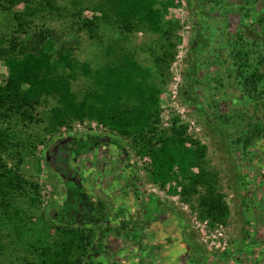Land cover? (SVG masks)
I'll return each mask as SVG.
<instances>
[{
    "label": "trees",
    "instance_id": "1",
    "mask_svg": "<svg viewBox=\"0 0 264 264\" xmlns=\"http://www.w3.org/2000/svg\"><path fill=\"white\" fill-rule=\"evenodd\" d=\"M254 1L236 10L232 57L234 76L259 106L220 115L227 124L246 123L245 145L264 132V12L250 10ZM177 2L0 0V63L7 70L0 81V264H86L89 235L36 213L40 186L22 174L42 140L23 135L34 127L44 139L85 122L130 137L154 183L181 194L201 220L227 221L229 205L207 147L177 117L169 130L159 129L161 96L181 41L172 16Z\"/></svg>",
    "mask_w": 264,
    "mask_h": 264
},
{
    "label": "rangeland",
    "instance_id": "2",
    "mask_svg": "<svg viewBox=\"0 0 264 264\" xmlns=\"http://www.w3.org/2000/svg\"><path fill=\"white\" fill-rule=\"evenodd\" d=\"M245 1L178 0L172 16L181 41L161 96L159 129L169 130L177 117L207 147L230 209L225 223L201 220L181 194L154 183L132 139L103 124L77 123L45 139L40 128L25 129V137L42 139L22 167L40 186L36 213L89 235L86 264H264V132L245 145L246 123L220 117L259 106L233 69L236 10ZM250 10L264 12V0ZM6 74L0 63V81ZM61 140V155L51 162Z\"/></svg>",
    "mask_w": 264,
    "mask_h": 264
},
{
    "label": "flooded vegetation",
    "instance_id": "3",
    "mask_svg": "<svg viewBox=\"0 0 264 264\" xmlns=\"http://www.w3.org/2000/svg\"><path fill=\"white\" fill-rule=\"evenodd\" d=\"M63 145V141L59 144V145H56L55 147H58L57 150L55 152H52L50 153V155L48 156L49 157V160L51 162H54L55 163V159H56V156H60L61 154V151H60V147Z\"/></svg>",
    "mask_w": 264,
    "mask_h": 264
},
{
    "label": "water",
    "instance_id": "4",
    "mask_svg": "<svg viewBox=\"0 0 264 264\" xmlns=\"http://www.w3.org/2000/svg\"><path fill=\"white\" fill-rule=\"evenodd\" d=\"M57 150V147H55L54 149H53V152H55Z\"/></svg>",
    "mask_w": 264,
    "mask_h": 264
}]
</instances>
